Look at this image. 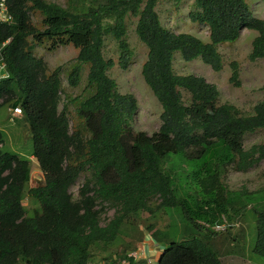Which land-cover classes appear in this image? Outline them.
Here are the masks:
<instances>
[{"label":"trees","instance_id":"16d2710c","mask_svg":"<svg viewBox=\"0 0 264 264\" xmlns=\"http://www.w3.org/2000/svg\"><path fill=\"white\" fill-rule=\"evenodd\" d=\"M5 1L12 20L0 24V46L9 40L4 48L9 77L0 82V107L22 109L44 180L30 186L31 160L5 151L0 131V264H90L95 247L116 244L130 219L171 210L184 222L183 237L175 240L170 232L163 239L160 230H152L154 241L165 246L156 264H223L214 241L240 227L249 208L255 213L254 252L264 258V189L231 192L224 183L230 168L247 172L264 160V143L243 146L247 134L264 129V100L243 115L233 104H220L218 88L205 78L174 70L180 55L221 72L219 46L236 42L242 28L256 32L250 61H264V20L253 18L246 0H194L192 20L208 28L209 43L166 29L157 11L160 0H97L82 9L79 0H68L67 7L47 0ZM34 13L43 29L33 25ZM129 16L138 18L136 35L148 50L144 81L162 107V125L151 136L135 132L139 103L119 91L110 76L116 64L105 55L110 37L118 44L119 66L128 68L134 57ZM44 42L50 50L72 45L78 54L71 64L50 71L35 55ZM231 66V81L239 86L238 64ZM85 70L82 93L66 94L63 76L68 87L78 88ZM72 106L79 122L74 132ZM170 156L189 163L194 188L177 187ZM81 176L75 199L70 188ZM26 199L36 205L31 213ZM108 208L115 215L103 224ZM223 218L230 223L227 231H213Z\"/></svg>","mask_w":264,"mask_h":264},{"label":"rangeland","instance_id":"374dc122","mask_svg":"<svg viewBox=\"0 0 264 264\" xmlns=\"http://www.w3.org/2000/svg\"><path fill=\"white\" fill-rule=\"evenodd\" d=\"M47 1L57 3L63 7H67L68 5V0ZM246 1L252 9L253 18L264 20V0ZM96 3L97 0H79L77 6L82 9L95 5ZM157 11L166 29L176 33H189L200 38L205 43L210 42L208 28L192 20L191 13L194 11V0H160ZM31 19L37 29H43L39 14H32ZM137 21L138 18L134 16H129L127 19V39L130 48L134 52V57L128 68L124 70L119 66L120 53L118 44L110 37L106 39L105 55L116 64L110 71V76L116 80L119 91L122 94L134 95L139 103V109L133 121L135 132H146L151 136L162 125V107L151 89L145 83L142 75L143 66L148 57V50L136 35ZM255 36L256 32L242 28L240 37L236 42L225 43L219 46V52L223 57V69L221 72H215L200 59L187 62L180 55H176L175 57L174 70L179 75L194 74L205 78L208 83L214 84L218 88L220 104H233L243 115H251L255 105L264 100V92L262 89L264 86V61L251 62L249 59L252 50V41ZM77 54L78 50L72 45L61 46L56 50H50L48 42L39 45L35 51L37 57L43 58L48 63L50 71L59 66L71 64ZM233 62L238 64L239 86H236L231 81L233 72L231 65ZM85 76L86 70L80 87L70 88L64 75L63 86L66 89V94L71 97L79 96L86 85ZM183 97L186 103L190 102V96L187 93H183ZM9 109L7 106L0 107V131L6 136L4 149L5 151L19 154L31 160L32 173L30 186L35 187L44 180V177L38 163L33 157L34 143L30 127L27 121L23 119V115L15 121H11V112ZM78 124L79 122L75 118V107L72 106L70 131L74 132L78 130ZM262 143H264V129L247 134L244 137L243 146L248 150L252 146ZM168 163L169 169L175 170L178 176H176V184L179 189L187 190L194 188L193 180L190 177L192 168L189 163L185 162L180 156H170ZM84 180L85 177L81 176L70 188V193L75 199L79 197V190ZM224 183L231 192H238L244 188L249 192L264 189V160L247 172H237L235 169L230 168L224 177ZM24 205L30 213L36 208V205L30 199H26ZM171 211L172 214L161 211L155 213L154 216L148 213H142L140 216L130 219L123 227L122 234L116 244L109 247V251L113 253L110 257L112 258L113 255L121 257L125 254V251L130 253L142 241L151 240L152 230L158 229L161 231L158 234L159 238H163L170 232H173L175 234V240H182L184 222L176 212ZM114 215L115 211L108 208L102 216V223L106 224ZM243 220L246 223V227L240 225V227L231 230L228 234L229 236L226 235L223 238L220 237L219 240L216 239L214 241L215 247L220 253L221 258L223 257L222 260L225 264L229 257L245 259L246 261L250 260L251 262L254 261L255 264H264V258L254 252L253 242L256 241V229L253 209L249 208L245 210ZM231 239H234V241H231ZM226 244L228 246L224 247ZM98 251L99 249H96V256L106 257L108 255L107 252Z\"/></svg>","mask_w":264,"mask_h":264},{"label":"built area","instance_id":"2783aa9c","mask_svg":"<svg viewBox=\"0 0 264 264\" xmlns=\"http://www.w3.org/2000/svg\"><path fill=\"white\" fill-rule=\"evenodd\" d=\"M12 20V15L9 11V8L6 4L5 0H2L0 3V24L9 23ZM9 40L5 42L3 45L0 46V82L6 80L9 77V73L7 71V64L4 60V48L8 44ZM9 111L11 112V121H15L17 118L22 116V109L17 108H10ZM210 225L207 224V227ZM230 227V223L226 218H223L222 224H217L211 227V229L215 232H226L227 229ZM131 260L137 264H155L150 258H145L143 252L141 251H133L127 254V258L122 259L116 264H131Z\"/></svg>","mask_w":264,"mask_h":264},{"label":"crops","instance_id":"0c3cea01","mask_svg":"<svg viewBox=\"0 0 264 264\" xmlns=\"http://www.w3.org/2000/svg\"><path fill=\"white\" fill-rule=\"evenodd\" d=\"M240 223H242L241 225L246 227V223L244 221H241ZM253 244L255 245V241L253 242ZM226 246H228V244H226L224 247H226ZM224 247H223V249H224ZM230 247H232V246H230ZM104 248L105 247L102 245H100L99 247L97 246V248L95 247L94 252H93V257H92L90 264H116V263H118V260H120V258H119L120 256L118 257V256L113 255L111 258L110 256L113 254L112 251H109V247L107 249H104ZM96 249H99V251H101V252H107L108 255L106 257H101L99 255L96 256V254H95ZM164 249H165V246L163 244L157 243L156 241H154L153 238H151V240H149V241L148 240L142 241L141 244L139 243L136 246V248H134L130 252L141 251V252H143L145 258H150L152 261L157 263L160 259V256L164 252ZM220 250H221V248H220ZM127 252L128 251H125V254L129 253V252L128 253ZM114 261H117V262H114ZM223 264H225V263H223ZM226 264H255V263H254V261L251 262L250 260L246 261L245 259H239L236 257H229Z\"/></svg>","mask_w":264,"mask_h":264},{"label":"water","instance_id":"95a60500","mask_svg":"<svg viewBox=\"0 0 264 264\" xmlns=\"http://www.w3.org/2000/svg\"><path fill=\"white\" fill-rule=\"evenodd\" d=\"M208 110H209V114L212 115V114H213V110H212V108L209 107Z\"/></svg>","mask_w":264,"mask_h":264},{"label":"clouds","instance_id":"9594fccd","mask_svg":"<svg viewBox=\"0 0 264 264\" xmlns=\"http://www.w3.org/2000/svg\"><path fill=\"white\" fill-rule=\"evenodd\" d=\"M156 264V263H155Z\"/></svg>","mask_w":264,"mask_h":264}]
</instances>
